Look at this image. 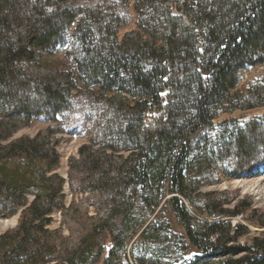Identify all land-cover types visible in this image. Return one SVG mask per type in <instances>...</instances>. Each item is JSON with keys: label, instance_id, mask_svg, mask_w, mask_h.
<instances>
[{"label": "trees", "instance_id": "1", "mask_svg": "<svg viewBox=\"0 0 264 264\" xmlns=\"http://www.w3.org/2000/svg\"><path fill=\"white\" fill-rule=\"evenodd\" d=\"M86 1L0 0V216L24 209L17 228L0 236V264L61 257L49 225L65 199V180L56 173L61 130L8 141L37 118L60 122L76 94L95 95V88L117 122L106 123L108 138L79 149L70 170L84 176L83 191L99 196L94 228L109 244L63 262L124 264L139 234L137 198L152 217L171 194V208L201 256L173 263L144 252L138 264H264V209L239 190L199 192L221 173L233 178L264 164V117L215 122L264 107V0H136L139 31L122 42L125 20L112 9L130 0H111L108 10ZM70 33L67 56L83 49L75 70L42 64ZM254 66L263 67L260 77L240 90ZM193 211L207 218L197 220ZM251 223L262 231L243 245Z\"/></svg>", "mask_w": 264, "mask_h": 264}, {"label": "rangeland", "instance_id": "2", "mask_svg": "<svg viewBox=\"0 0 264 264\" xmlns=\"http://www.w3.org/2000/svg\"><path fill=\"white\" fill-rule=\"evenodd\" d=\"M84 1H81V3ZM92 2L91 5L98 4L100 9L112 7L111 0H87ZM136 0H130V5L117 2L116 9H112L114 13L120 15L125 21L118 30V39L122 42L129 33L139 31V15L135 8ZM85 4V3H84ZM181 16V14H177ZM70 33L65 42L55 49L47 52L41 63L50 68H69L75 70L74 58L82 57L83 49L78 46L71 56H67V52L73 50L71 45L74 39H71ZM262 66L249 67L244 72L243 80L239 86L240 90H245L249 82H253L260 77ZM97 91L98 89L95 88ZM96 94H76L73 100L72 111L61 119L60 122H49L44 118H37L30 124L22 126L8 141L19 139L23 136L36 137L41 131L56 127L61 130L59 137L62 143L58 150L61 154L60 167L56 170L64 180L63 194L65 196L64 205L60 209H56L50 216L51 224L49 229L58 232L56 239L57 245L60 247V256L53 264H67L62 258H73L75 253L86 254L97 252L101 247L108 246V239L105 234H97L95 232V217L98 215L99 196L83 191L84 176L82 174L71 175V160L79 159V149L84 145H89L92 140H103L108 138L110 133L106 128V123L110 122L114 117L111 111L105 109L103 104L96 99ZM110 96H113L112 94ZM98 98V97H97ZM132 103L135 102L133 99ZM264 117V107L256 108L249 111H237L233 114H225L216 123L230 119L259 120ZM117 121L113 119L112 123ZM100 142V141H99ZM122 154L128 155L129 151H123ZM239 190L240 198L245 196L253 197V206L255 208L264 209V164L259 168L251 170L246 174H240L237 177H228L223 173L220 179L205 184L199 189L203 195L216 192H233ZM198 192V193H199ZM171 194H167L160 209L152 216L143 210L140 198H137L135 214L137 215V227L139 234L132 244L127 245L125 249L126 258H122V262L126 264H138V258L148 252L150 258H159L162 262H179L192 261L201 253L191 246L186 235L185 229L180 220L175 215L170 205ZM195 197L196 194H193ZM29 206L35 200L33 195L28 196ZM239 197L233 201L231 208L234 207ZM190 210L191 207H188ZM24 209L13 216H0V236L8 231L14 230L19 225L20 217ZM193 216L197 220L206 219L203 214L193 211ZM241 218L234 220L236 225ZM135 224V226H136ZM134 224L132 225V227ZM250 234L241 238V244H251L252 240L258 236L262 230L256 224H248ZM1 243V242H0ZM153 261L148 260L146 264H152Z\"/></svg>", "mask_w": 264, "mask_h": 264}, {"label": "water", "instance_id": "3", "mask_svg": "<svg viewBox=\"0 0 264 264\" xmlns=\"http://www.w3.org/2000/svg\"><path fill=\"white\" fill-rule=\"evenodd\" d=\"M242 121H246L244 118L243 119H241Z\"/></svg>", "mask_w": 264, "mask_h": 264}]
</instances>
